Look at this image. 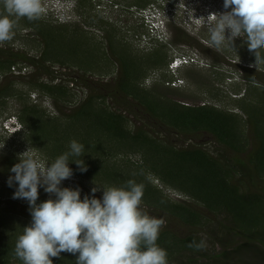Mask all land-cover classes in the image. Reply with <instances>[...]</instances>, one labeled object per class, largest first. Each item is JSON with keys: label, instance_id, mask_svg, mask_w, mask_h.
Wrapping results in <instances>:
<instances>
[{"label": "rangeland", "instance_id": "1", "mask_svg": "<svg viewBox=\"0 0 264 264\" xmlns=\"http://www.w3.org/2000/svg\"><path fill=\"white\" fill-rule=\"evenodd\" d=\"M223 2L224 0H42L45 15L39 22L43 25L46 23V27L54 26V31L60 33L59 39L55 40L56 43L58 41L57 51L61 58L66 59H63V63H59L57 59L47 62L50 66L49 74L22 60L8 71L0 70V88L10 87L9 95L8 92H0V211L4 210L5 216H9L0 220V243H7L10 239L13 243L16 242L14 237H10L11 234L14 231L16 235L19 234L23 225L31 223L28 202L13 199L18 184L14 183L9 187L7 183L9 176L14 175L10 169L19 162V154L29 150L41 163L49 164L69 150L72 140L79 142L84 130L81 131V127L86 129L85 133L89 136L96 133L101 119L98 118L99 114L90 115L91 102L95 108L122 113L125 117L124 125L132 131L142 129L146 134L150 133V136L169 140L177 146L197 144L211 150L214 156H221L225 151L209 132L183 134L176 129L170 130L159 124L156 118L149 116L136 97L126 94L117 86L123 73L121 58L125 57L131 63L136 60V75L130 82L137 84L139 88L153 91L157 100L179 101L188 105L210 103L217 109L242 116L239 130L246 129L245 133L250 140L249 149L256 147L257 142L249 125L243 126L246 115L241 109L240 100L248 95L254 105L264 106V95L255 91L258 87L264 92V66L259 70L250 66L254 64L255 56L249 51L243 37L235 38L234 48L224 46L217 51L209 46L206 27L210 19L208 15L224 12ZM0 6L3 7L2 4ZM14 32V39L0 45V48L24 51L32 57L40 56L45 47L40 34L25 26L22 18L16 20ZM177 58L183 59L186 64L172 68L171 64ZM123 63L129 65L130 62ZM47 81L66 85L69 96H51L35 84ZM87 99H91V102L78 112L81 114L86 110V113L75 118L73 113L76 108ZM25 105H34L38 113L32 115L33 118L44 119L49 124L45 126L48 130L40 127L37 131L39 134L45 133V137L38 143L32 141L30 120L22 122L20 119ZM15 119L18 125L12 123ZM53 124L58 126L59 131L50 127ZM92 125L96 127L94 131ZM70 130L71 134L68 133ZM53 133L60 144L53 145L50 140ZM87 139L89 141L90 137ZM116 141L113 138L103 142V147L109 153L108 157L92 153L87 148L82 156L87 166L86 172H81L74 161H69L73 176L62 181L61 187L79 188L83 199L85 195H93V187L124 186L125 177L133 176L137 183V178L147 184L149 182L156 189V197L161 195L172 203L184 201L195 204L194 198L183 190L156 178L150 170H141L140 166L145 165L142 150L138 152V149L127 146L122 148ZM41 142L44 143L42 147ZM224 154L230 156L231 152L227 150ZM238 155L247 157L246 153ZM102 165L107 166L109 171H116L118 177L96 176L92 169ZM262 184L264 177L259 186H264ZM102 187L95 193L96 198H102ZM49 198L55 197L46 193L43 187L39 188L37 203ZM198 206L199 212L203 214L202 221L207 224L204 227L188 226L177 218L168 216L159 207L144 206L143 200L141 203L144 212L165 221L163 228L169 227L177 236L197 234L205 241L206 248L212 250V253L216 252L221 249V245L217 242L213 246L209 244L210 235L214 234L213 229L219 230L217 221L223 220L224 225L228 221L222 214L203 207L202 202ZM256 246L261 249L260 254L250 249L239 254L229 253L228 264H264V244Z\"/></svg>", "mask_w": 264, "mask_h": 264}, {"label": "trees", "instance_id": "2", "mask_svg": "<svg viewBox=\"0 0 264 264\" xmlns=\"http://www.w3.org/2000/svg\"><path fill=\"white\" fill-rule=\"evenodd\" d=\"M0 12H3L1 6ZM22 20H24L25 26L33 28L36 34L42 36L45 44L44 50L39 57L37 55L32 57L24 51L0 48V70L8 71L15 63L22 60L49 74L50 66L47 65V62L57 59L59 63H63V59H66L65 57L61 58V54L57 51L58 41L56 43L55 40L59 39L60 33L54 31V26L46 27V23L43 25L39 20L29 21L27 18H22ZM124 61L130 62L129 65H125ZM135 61L132 60L131 63V60H127L125 57L121 58L123 73L118 81L119 89L136 97L148 111L149 116L156 118L159 124L165 125L170 130L176 129L183 134H194L198 131L209 132L224 147L225 151L231 152L230 156L224 154L225 151L221 156H214L211 150L197 144L177 146L169 140H160V138L150 136V133L146 134L142 129L132 131L124 125L125 117L122 113L105 108L104 110L95 108L91 99L80 104L73 113L75 118L84 115L86 110L81 114L78 112L85 109L91 102L90 115L99 114L98 118L101 119L98 128L92 125L93 131L96 128V133L93 132L90 134L91 136L85 133L84 127H81V131L84 130L81 132L83 136L79 143L85 145V153L89 147L92 153L108 157L109 153L103 147V142L113 138L117 139L116 143L122 148L127 146L138 149V152L142 150L145 165H141L140 168L143 172L150 170L156 178L176 186L195 200V204L184 201L181 203L168 202L161 195L156 197V189L149 182L147 184L143 180L140 181L141 178H137L138 183L143 182L142 200L144 206L159 207L168 216H173L188 226L201 225L204 227L207 224L203 223V214L198 210L200 208L198 203L202 202L203 207L222 214L228 221L226 225L223 224L225 223L223 220V223L217 221L220 226L219 230H212L214 234L210 235L209 244L213 246L217 242L221 245V249L213 253L206 247L203 250L188 247L193 240L197 242L202 240L199 235L188 233L177 236L169 227H162L157 244L167 251L168 264H176L177 260L178 264H228L229 253L239 254L243 250L250 249L252 252L260 254L261 249L256 245L264 244V186H259L261 178L264 177V126L261 125L264 124V106L254 105L248 95L240 100L242 102L241 109L246 115L243 126L249 125V130L257 142L256 147L249 149L250 140L245 133L246 129L239 130L242 116L217 109L210 103L188 105L179 101L157 100L153 91L139 88L137 84L134 85L130 82L136 75ZM35 84L51 96H69L67 92L69 89L66 85L53 84L49 81L36 82ZM255 91L261 96L264 95L261 88L257 87ZM0 92L4 94L8 92L9 95L10 87L2 86ZM35 113H38V110L34 105H25L21 110L20 119L22 122L30 120L32 141L38 143L45 137V133L43 135L37 131L40 127L48 130L45 126H49V124L44 119H34L32 115ZM50 127L59 131L56 124L50 125ZM70 128L72 129V127ZM71 132L72 130L68 133L71 134ZM54 134L50 140L53 145H58L60 143L55 140ZM88 137H90L89 141L86 140ZM43 144L41 142L40 146L42 147ZM241 153H246L247 157H240L238 154ZM106 167L102 165L100 168L95 167L92 170L96 176L118 177L116 171H109ZM130 179L136 178L125 177L123 181L127 182ZM5 214L4 210L0 211V220L9 218ZM25 226L28 225L22 227ZM22 232L23 230L16 235V231H14L10 237L17 240ZM15 243L11 239L7 243H0V264H22V261L14 254ZM178 256L179 258H177ZM51 259L53 264H76L77 256L62 252L59 257Z\"/></svg>", "mask_w": 264, "mask_h": 264}, {"label": "clouds", "instance_id": "3", "mask_svg": "<svg viewBox=\"0 0 264 264\" xmlns=\"http://www.w3.org/2000/svg\"><path fill=\"white\" fill-rule=\"evenodd\" d=\"M0 4V45L14 39L18 18L37 21L45 15L42 0H0ZM223 8L224 12L208 15L209 46L217 51L234 48L235 38L243 37L255 56L250 66L259 70L264 66V0H224ZM177 59L170 63L172 68L186 64ZM12 123L18 125L16 119ZM84 154L85 145L76 140L49 164L29 150L19 154L7 183L18 184L13 199L28 202L31 223L16 240L15 256L22 264H53L51 258L62 252L76 255V264H168L167 251L157 244L165 221L142 210L143 184L130 179L124 186L93 187V195L83 199L79 188L61 187L73 176L69 161L87 171ZM41 187L55 198L37 203ZM100 187L102 198H96ZM188 247L203 250L206 243L193 240Z\"/></svg>", "mask_w": 264, "mask_h": 264}]
</instances>
